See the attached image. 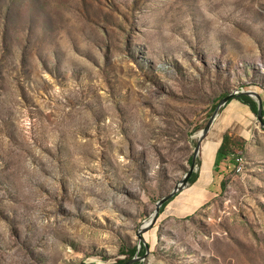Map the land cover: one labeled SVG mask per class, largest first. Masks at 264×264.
I'll return each instance as SVG.
<instances>
[{"label": "rangeland", "instance_id": "1", "mask_svg": "<svg viewBox=\"0 0 264 264\" xmlns=\"http://www.w3.org/2000/svg\"><path fill=\"white\" fill-rule=\"evenodd\" d=\"M238 90L264 100V0H0V264L126 258ZM251 133L244 172L234 150L140 264H264L259 120Z\"/></svg>", "mask_w": 264, "mask_h": 264}, {"label": "trees", "instance_id": "2", "mask_svg": "<svg viewBox=\"0 0 264 264\" xmlns=\"http://www.w3.org/2000/svg\"><path fill=\"white\" fill-rule=\"evenodd\" d=\"M224 97L226 95L222 99ZM216 107L217 105L213 106L212 110L214 111ZM257 112V103L248 96L233 98L224 107L211 132L208 134L209 136L207 135L203 141L205 142L204 150L207 152L211 139L215 137L217 139L216 148L209 155L202 153L201 172L200 174L194 173L192 175L190 180L193 184L192 188L177 194L172 200L165 203L161 208L157 223L143 234L150 249L153 246L155 229L159 219L167 208H170V214L176 215L177 217H189L214 198L215 193L210 190L215 179L214 173H212L213 167L215 166L214 170L219 172L221 163L227 160L231 154H234V150L238 151L235 155H245V149H247L248 142L252 137L251 129L253 121L257 119ZM206 140L208 141L206 142ZM151 237L153 242L150 241ZM137 249V246L134 247L129 251L126 258H118L113 264L127 263L134 258ZM145 252L146 248L142 246L139 255L143 256Z\"/></svg>", "mask_w": 264, "mask_h": 264}, {"label": "water", "instance_id": "3", "mask_svg": "<svg viewBox=\"0 0 264 264\" xmlns=\"http://www.w3.org/2000/svg\"><path fill=\"white\" fill-rule=\"evenodd\" d=\"M241 96H248V97L252 98L257 103V106H258L257 120H259L262 127H264V100L260 94H258L255 91H252V90H247V91L246 90H238V91L231 93V94L227 95L226 97H224L221 100V102L217 105V107H216L213 115L211 116L209 122L207 123L206 127L199 133V137H198L199 141L196 144V147L194 150V156H193V160H192V165H191L189 171L184 175L183 179L175 186V188L172 190V192L170 194H168L167 196H165V197L161 198L159 201H157L156 208H155L153 214L137 230V238H138L137 253L133 259H131L130 261H128L125 264L140 263V262H143L148 257V255L150 254V249H149L148 245L146 244V240L144 239L143 234L146 231L150 230L157 223L160 212H161V208L163 207V205L165 203L169 202L170 200H172L177 194L188 189L192 185V181H190L192 175L194 173H197V170L198 171L200 170L198 163H197V159L200 156L202 142L204 141V139L207 137V135L212 130L214 123L217 120V118L219 117L220 111L222 110V108H224L229 103V101L231 99L236 98V97H241ZM142 246H145V248H146V252L143 256L139 255V252H140Z\"/></svg>", "mask_w": 264, "mask_h": 264}, {"label": "built area", "instance_id": "4", "mask_svg": "<svg viewBox=\"0 0 264 264\" xmlns=\"http://www.w3.org/2000/svg\"><path fill=\"white\" fill-rule=\"evenodd\" d=\"M235 164L237 165V171L243 173L246 166V156L244 155H234L233 156Z\"/></svg>", "mask_w": 264, "mask_h": 264}, {"label": "crops", "instance_id": "5", "mask_svg": "<svg viewBox=\"0 0 264 264\" xmlns=\"http://www.w3.org/2000/svg\"><path fill=\"white\" fill-rule=\"evenodd\" d=\"M208 140H206V142H207ZM205 143V142H204ZM204 143H203V145H202V147L204 148ZM216 145H217V139L214 137V138H212V140H211V144H210V150H209V154H211V152L212 151H214L215 150V148H216ZM203 153H204V155H207V152H205V150L203 149ZM229 159V158H228ZM227 159V160H228ZM227 160H225L223 163H225ZM223 163H221V165H220V167L222 166V164ZM202 166V165H201ZM215 169V166L213 167V171H212V173H215L216 171L214 170ZM221 169H219V171H220Z\"/></svg>", "mask_w": 264, "mask_h": 264}, {"label": "bare ground", "instance_id": "6", "mask_svg": "<svg viewBox=\"0 0 264 264\" xmlns=\"http://www.w3.org/2000/svg\"><path fill=\"white\" fill-rule=\"evenodd\" d=\"M198 137H199V135H198Z\"/></svg>", "mask_w": 264, "mask_h": 264}]
</instances>
